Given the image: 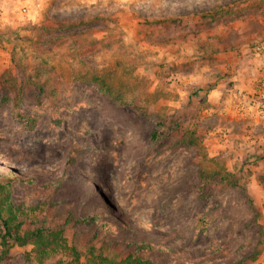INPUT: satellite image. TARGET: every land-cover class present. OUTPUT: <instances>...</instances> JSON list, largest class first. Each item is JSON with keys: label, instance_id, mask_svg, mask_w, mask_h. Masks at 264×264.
<instances>
[{"label": "rangeland", "instance_id": "1", "mask_svg": "<svg viewBox=\"0 0 264 264\" xmlns=\"http://www.w3.org/2000/svg\"><path fill=\"white\" fill-rule=\"evenodd\" d=\"M262 40L264 0H0V200L66 240L40 261L0 222V264H264L262 85L241 147L208 97L220 53Z\"/></svg>", "mask_w": 264, "mask_h": 264}, {"label": "crops", "instance_id": "2", "mask_svg": "<svg viewBox=\"0 0 264 264\" xmlns=\"http://www.w3.org/2000/svg\"><path fill=\"white\" fill-rule=\"evenodd\" d=\"M246 46L247 45L245 44L242 45L240 43H237L235 48L233 49L229 48L227 52L220 53V57L222 61L219 60L217 62L219 64H217L215 67L217 69L227 70L228 72L231 73V76L226 77V79H228L229 81L226 84L224 83L223 80L217 81V83H215L214 87L211 89L210 95L208 96L210 99V97L214 95L216 100L213 103L219 105L218 111H219V115H221V117L218 116L217 118L219 125H217L214 128V131L217 133L222 132L224 130L227 131L228 133L225 132L224 136L229 135L232 138V140H234L233 142H237L235 138L233 137V136H236V132L234 131L232 132V128L234 130L233 125L234 124L239 125L240 123H237V121H233L232 117H235V118L238 117V119H240L239 117L240 112L241 111L245 112V107L248 110L252 108L256 110V107H255L256 103L254 102L252 103V106L247 107V98L249 96V93L253 91L255 85H257L258 83H261V85H264V62L262 58L261 60L257 61V60H251V58L247 56H245L244 59L243 57H240L244 54L246 55L248 51ZM255 50H256V47H255ZM215 79L217 80L216 76H215ZM226 102L229 105V108L226 114H224L223 113L224 111L221 108V105L222 103L226 105ZM261 103L264 104V101H262ZM258 105H256L257 108H258ZM221 110L222 112L220 113ZM241 115L243 117L244 113H242ZM261 118L264 120V115H262ZM222 121H224L225 123V126L223 125V127H221ZM259 121L260 120L257 116V117H254L253 122H249V124L253 125V123H255L256 126L258 127V125L262 123V125L259 126V128L262 130L261 133H264V122H259ZM256 132H257L256 128H253L251 129V131H249L250 134H249V137L247 138L250 139V144L256 143L259 145L260 143V145L261 144L264 145V136L263 135L261 136L260 134H257ZM240 137L242 138V136ZM227 140H228V137L227 139L223 140L222 143L223 142L226 143ZM237 143H238L237 147L238 146L241 147V145L243 146L242 143L240 142H237ZM255 148H252L251 150L253 153H262L264 151L263 149L256 150Z\"/></svg>", "mask_w": 264, "mask_h": 264}, {"label": "trees", "instance_id": "3", "mask_svg": "<svg viewBox=\"0 0 264 264\" xmlns=\"http://www.w3.org/2000/svg\"><path fill=\"white\" fill-rule=\"evenodd\" d=\"M21 119V116H20ZM154 137V135H153ZM222 170L212 172L213 176L218 175ZM219 172V173H218ZM224 178V177H223ZM221 177V179H223ZM206 172L204 170L201 171V182L203 185L206 184ZM6 197V198H5ZM5 198V201L3 200ZM0 200V222L5 229V235L7 237H11L15 240V242L19 243V245H27L31 244L34 246V252L36 256L40 259V261L47 259L51 254H55L60 249H65V238H64V227L59 226L54 229H47L44 227H35L31 231H24L21 234V228L24 225L23 220L20 219V214L25 215L24 209H29L27 206L15 207L10 204L9 197L3 196ZM32 210V209H31ZM100 216H91L89 219L91 220V224H99L100 228L103 229H112V223L105 220V222H98V218ZM111 217L109 214L104 213L100 218ZM80 222L85 223L86 220L81 219ZM77 223H79L77 221ZM122 226V225H121ZM124 229H127L125 226H122ZM146 247L150 248V244H146ZM72 250L75 251L74 248ZM75 253V252H74ZM101 264H157L155 260L143 259L141 256H131L129 255L126 259L116 261L113 258L107 256H99Z\"/></svg>", "mask_w": 264, "mask_h": 264}, {"label": "built area", "instance_id": "4", "mask_svg": "<svg viewBox=\"0 0 264 264\" xmlns=\"http://www.w3.org/2000/svg\"><path fill=\"white\" fill-rule=\"evenodd\" d=\"M256 51L258 54H261V58L264 62V40L258 44V46L256 47ZM259 96H260V99H262L264 101V85H262L260 88H259ZM259 105V111L262 115H264V104L260 103Z\"/></svg>", "mask_w": 264, "mask_h": 264}, {"label": "bare ground", "instance_id": "5", "mask_svg": "<svg viewBox=\"0 0 264 264\" xmlns=\"http://www.w3.org/2000/svg\"><path fill=\"white\" fill-rule=\"evenodd\" d=\"M21 168H22V170H27V167H25V166H23V165H22Z\"/></svg>", "mask_w": 264, "mask_h": 264}]
</instances>
